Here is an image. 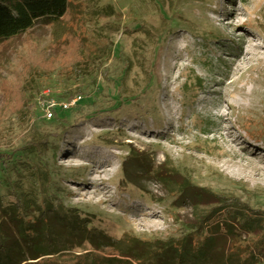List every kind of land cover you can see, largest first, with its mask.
I'll use <instances>...</instances> for the list:
<instances>
[{
	"label": "rangeland",
	"instance_id": "obj_1",
	"mask_svg": "<svg viewBox=\"0 0 264 264\" xmlns=\"http://www.w3.org/2000/svg\"><path fill=\"white\" fill-rule=\"evenodd\" d=\"M200 187L264 214V0H71L0 49V208L170 242L214 208Z\"/></svg>",
	"mask_w": 264,
	"mask_h": 264
},
{
	"label": "trees",
	"instance_id": "obj_2",
	"mask_svg": "<svg viewBox=\"0 0 264 264\" xmlns=\"http://www.w3.org/2000/svg\"><path fill=\"white\" fill-rule=\"evenodd\" d=\"M70 7L71 0H0V49L40 19H63ZM70 41L64 62L85 63L79 52L83 40L74 35ZM21 102L18 110L26 104ZM162 175L164 182L170 180V174ZM198 189L194 197L214 208L194 226V234L158 243L129 238L103 245V236L87 230L86 219L59 209L50 214L51 202L18 197L0 208V264H264V214L237 198Z\"/></svg>",
	"mask_w": 264,
	"mask_h": 264
},
{
	"label": "bare ground",
	"instance_id": "obj_3",
	"mask_svg": "<svg viewBox=\"0 0 264 264\" xmlns=\"http://www.w3.org/2000/svg\"><path fill=\"white\" fill-rule=\"evenodd\" d=\"M245 25V23H239L238 24V26H244ZM261 52H258L257 53V55H259ZM246 53H242V55L241 56H239V57H236V59L233 61V64L234 65H236L237 66V68L238 69H240V65H241V62H243L245 59H246ZM258 60H260V59H258ZM229 104V103H228ZM230 105V104H229ZM232 105H233V103H231V107H232ZM219 113H220V115L221 116H223V118L224 117H226V116H224V115H226L224 112H222V110L220 109L219 110ZM95 193H97L98 195L99 194H101L102 193V191L100 190V189H97L96 191H95Z\"/></svg>",
	"mask_w": 264,
	"mask_h": 264
}]
</instances>
